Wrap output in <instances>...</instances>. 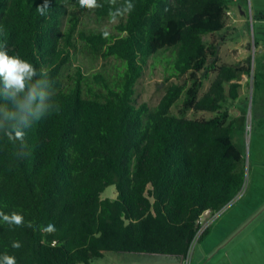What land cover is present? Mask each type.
Wrapping results in <instances>:
<instances>
[{
  "label": "trees",
  "instance_id": "obj_1",
  "mask_svg": "<svg viewBox=\"0 0 264 264\" xmlns=\"http://www.w3.org/2000/svg\"><path fill=\"white\" fill-rule=\"evenodd\" d=\"M232 1L132 0L130 15L102 28L108 0L95 10L47 0L44 14L45 0H0L9 54L47 72L59 106L23 142L0 138V212L25 221H0V255L16 264H91L106 251L185 256L204 211H220L245 182L226 104L239 97L241 77L255 87L256 74L250 56L221 62L212 38ZM161 56H172L165 79L175 82L155 106L137 103V82ZM111 186L115 198H101ZM50 223L56 231L46 234Z\"/></svg>",
  "mask_w": 264,
  "mask_h": 264
},
{
  "label": "rangeland",
  "instance_id": "obj_2",
  "mask_svg": "<svg viewBox=\"0 0 264 264\" xmlns=\"http://www.w3.org/2000/svg\"><path fill=\"white\" fill-rule=\"evenodd\" d=\"M259 1L263 4H257ZM259 1L242 0L240 2L242 10L237 9L234 16L232 15L234 5L229 4L225 30L212 37L219 42L221 62L241 63L250 56L252 74H256V86L252 85V76H242L239 97L226 104L230 116L236 118L231 141L244 159L245 182L239 195L220 210L216 223L213 224L214 219L209 222L208 227L212 225V230H256L259 215L261 218L264 216V212H261L264 205V54H261L260 49L254 48V41L264 46V21L260 20V17L264 20V0ZM242 12L244 15H241ZM233 19H236L235 23ZM90 25L97 26L94 18H91ZM99 26L110 28L111 23L105 21ZM171 58L172 56L159 57L158 62L156 61L159 64L154 67L152 60L148 62L149 66L136 84L137 103L145 102L151 107L155 106L171 83L175 82L174 78L165 79V74L171 71ZM101 65L102 61H98L94 69H99ZM209 82L210 79L204 81L201 94L206 91ZM171 113L177 114V107H173ZM186 116L190 119H206L213 114L189 111ZM115 196V189L111 186L105 189L101 198L114 199ZM196 245L190 253V264ZM91 264H103V256L94 259Z\"/></svg>",
  "mask_w": 264,
  "mask_h": 264
},
{
  "label": "clouds",
  "instance_id": "obj_3",
  "mask_svg": "<svg viewBox=\"0 0 264 264\" xmlns=\"http://www.w3.org/2000/svg\"><path fill=\"white\" fill-rule=\"evenodd\" d=\"M81 8L95 10L103 7L98 0H78ZM109 23L116 24L119 18L130 15L135 5L132 0H108ZM45 4L38 7L44 14ZM109 32L105 30L103 36L107 38ZM54 90L51 81L47 78L44 69L39 71L33 63L20 57L18 54L10 55L7 49V32L0 26V97L9 104L0 105V138L6 137L8 141H24L26 130L52 112H59V106L52 101ZM0 221L9 226H24L23 215L13 212L5 214L0 212ZM32 227V223H27ZM46 234L56 231L54 224H48L42 229ZM19 241H13L12 247L19 249ZM0 264H16V258L4 253L0 255Z\"/></svg>",
  "mask_w": 264,
  "mask_h": 264
},
{
  "label": "crops",
  "instance_id": "obj_4",
  "mask_svg": "<svg viewBox=\"0 0 264 264\" xmlns=\"http://www.w3.org/2000/svg\"><path fill=\"white\" fill-rule=\"evenodd\" d=\"M238 2L239 0H233V16L237 9H241ZM257 4L263 3L259 1ZM241 15L244 13L242 12ZM262 18L260 17V20L263 22ZM233 21L235 23L236 19ZM257 49L264 54V46L257 43L255 50ZM262 206L263 213L264 205ZM218 213L220 214L221 211L217 212L213 224L216 223ZM211 226L197 242L191 264H264V216L261 218L259 215V225L256 230H212ZM106 263L182 264V259L171 255L106 251L103 252V264Z\"/></svg>",
  "mask_w": 264,
  "mask_h": 264
},
{
  "label": "built area",
  "instance_id": "obj_5",
  "mask_svg": "<svg viewBox=\"0 0 264 264\" xmlns=\"http://www.w3.org/2000/svg\"><path fill=\"white\" fill-rule=\"evenodd\" d=\"M216 214L217 213L211 214L209 211H204V213L200 216V218L198 220V224L200 225V228L197 230L195 236L191 240L190 245L188 247V250H187L185 256L182 257V264H190L189 259H190V253H192L191 250H192L193 246L195 244H197V242L199 241L200 237L203 235V232L205 231V229L208 228L209 222L212 221V219H214ZM206 218H208V219L205 222L204 220ZM204 223L206 224L205 226H204Z\"/></svg>",
  "mask_w": 264,
  "mask_h": 264
}]
</instances>
